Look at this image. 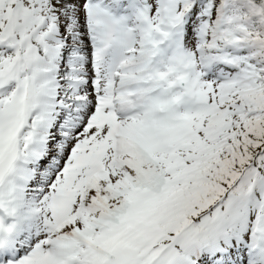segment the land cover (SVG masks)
<instances>
[{
	"label": "snow or ice",
	"instance_id": "obj_1",
	"mask_svg": "<svg viewBox=\"0 0 264 264\" xmlns=\"http://www.w3.org/2000/svg\"><path fill=\"white\" fill-rule=\"evenodd\" d=\"M0 264H264V0H0Z\"/></svg>",
	"mask_w": 264,
	"mask_h": 264
}]
</instances>
